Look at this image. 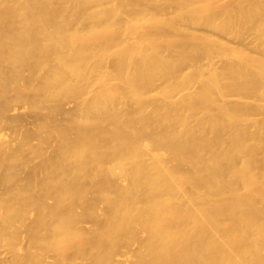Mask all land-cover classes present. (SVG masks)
I'll return each instance as SVG.
<instances>
[{"label": "bare ground", "instance_id": "obj_1", "mask_svg": "<svg viewBox=\"0 0 264 264\" xmlns=\"http://www.w3.org/2000/svg\"><path fill=\"white\" fill-rule=\"evenodd\" d=\"M2 247L264 264V0H0Z\"/></svg>", "mask_w": 264, "mask_h": 264}, {"label": "rangeland", "instance_id": "obj_2", "mask_svg": "<svg viewBox=\"0 0 264 264\" xmlns=\"http://www.w3.org/2000/svg\"><path fill=\"white\" fill-rule=\"evenodd\" d=\"M216 33V35H218V36H220L223 40H225V41H227V42H229L230 44H232V45H239L240 44V40H238L237 38H235L234 36H230V35H224V34H222V33H219V32H215ZM249 33V32H248ZM256 35V34H255ZM255 35H254V33L253 32H251V33H249V34H247L246 35V39H245V41L243 42V44H245V45H247L248 47H250V48H252L253 47V45H254V41H255ZM216 61V63H217V65L218 64H221L222 62H224V61H228V60H231V58L230 57H226V56H224V57H220V58H216L215 59ZM69 105V104H68ZM67 105V107H73L75 104L74 103H72V104H70L69 106ZM16 113H19V115L21 114L22 116H24L26 119H24V120H27V119H29V122L31 123V121H32V123H33V120L35 119V115L34 114H29V113H27V111L24 109V108H22L21 106L17 109V111H16ZM32 118V119H31ZM28 121V120H27ZM26 122V121H25ZM30 123L28 124L29 126H30ZM26 124V123H25ZM62 124H67V121H63L62 122ZM32 125L33 124H31V126L30 127H32ZM23 175V174H22ZM23 177H24V175H23ZM22 178V177H21ZM3 248L4 247H2V249H0V250H3ZM5 249V248H4ZM6 250V249H5ZM5 250H3V252L2 251H0L1 252V254L0 255H7V256H9V255H11V254H9L7 251H5ZM2 255V256H3ZM1 257V256H0ZM3 257H5V256H3Z\"/></svg>", "mask_w": 264, "mask_h": 264}]
</instances>
